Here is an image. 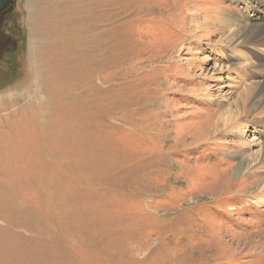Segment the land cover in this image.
Wrapping results in <instances>:
<instances>
[{"label": "rangeland", "instance_id": "rangeland-1", "mask_svg": "<svg viewBox=\"0 0 264 264\" xmlns=\"http://www.w3.org/2000/svg\"><path fill=\"white\" fill-rule=\"evenodd\" d=\"M254 1L15 0L0 264H264V50L221 42Z\"/></svg>", "mask_w": 264, "mask_h": 264}, {"label": "bare ground", "instance_id": "bare-ground-1", "mask_svg": "<svg viewBox=\"0 0 264 264\" xmlns=\"http://www.w3.org/2000/svg\"><path fill=\"white\" fill-rule=\"evenodd\" d=\"M234 1H240L247 7V6H250L252 1H254V0H234ZM260 1H261V4H264V0H260ZM254 2H256V1H254ZM237 21H238L237 27L235 26L236 30H232V32H231V31H227L226 28H223V32L221 33V36L224 37V40H221V42H223L225 45H228V46L233 44L236 47H239V46L244 47L248 54L242 52L241 56L245 59L244 62L249 64L251 61L250 57L252 58L254 55H256V54L253 55V53L250 52L252 47L257 48L260 51L262 49L264 50V26L255 25V24L250 25L247 22L246 18L245 19L240 18ZM232 23H234V22H232ZM194 29H196V28H194ZM260 64H261V62L257 63L256 67H261V66H259ZM239 99H241V100H239ZM238 101L240 103H238ZM246 101H249V103L247 105H246ZM236 103H237L236 106H239V108L241 110L244 108V111H245V108H246L247 113L250 111H252V112L255 111L256 108H258L260 110L264 109V80L255 82V83L251 84L250 86H247V88H245V91H243L242 94H240L237 97ZM238 116L233 117V120L231 119L229 123L224 124L223 128L226 129L227 127H230V125L232 123H235L237 126H239L240 123H236ZM259 121L257 124H261V125L264 124V120H261L260 122ZM218 127L219 126H218V121H217V123L214 124V128H216V130H217ZM230 131L225 132V130H224V132L226 134H228ZM263 151H264V149H263ZM260 164L261 165L264 164L263 160H261ZM245 169H247V168H245ZM262 186H263V184H262ZM254 189H256V188H254ZM259 203H264V202H263V200L260 199Z\"/></svg>", "mask_w": 264, "mask_h": 264}, {"label": "flooded vegetation", "instance_id": "flooded-vegetation-1", "mask_svg": "<svg viewBox=\"0 0 264 264\" xmlns=\"http://www.w3.org/2000/svg\"><path fill=\"white\" fill-rule=\"evenodd\" d=\"M15 0H12L11 3H9L4 10L0 13V28L3 29V26L6 25V28L10 26V23L14 19V11L12 10ZM5 28V31H6ZM1 29V31H2ZM6 33L9 34V32L6 31ZM2 39V36L0 34V40ZM6 39L7 44L1 48L0 47V62L2 61H9L13 59V56L15 54L14 51H16L15 45L13 42H11L8 38Z\"/></svg>", "mask_w": 264, "mask_h": 264}, {"label": "water", "instance_id": "water-1", "mask_svg": "<svg viewBox=\"0 0 264 264\" xmlns=\"http://www.w3.org/2000/svg\"><path fill=\"white\" fill-rule=\"evenodd\" d=\"M11 2H12V0H0V13Z\"/></svg>", "mask_w": 264, "mask_h": 264}, {"label": "trees", "instance_id": "trees-1", "mask_svg": "<svg viewBox=\"0 0 264 264\" xmlns=\"http://www.w3.org/2000/svg\"><path fill=\"white\" fill-rule=\"evenodd\" d=\"M14 60V58L12 59V61ZM12 64V63H11ZM13 65V64H12ZM12 65H10V67L9 68H11V72H8V71H6V72H3L4 73V75H3V78H9L8 76L9 75H13L14 74V72L12 71Z\"/></svg>", "mask_w": 264, "mask_h": 264}]
</instances>
